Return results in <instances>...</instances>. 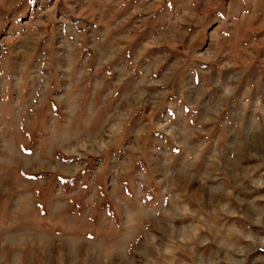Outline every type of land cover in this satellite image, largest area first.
Returning a JSON list of instances; mask_svg holds the SVG:
<instances>
[{
  "label": "rangeland",
  "instance_id": "1",
  "mask_svg": "<svg viewBox=\"0 0 264 264\" xmlns=\"http://www.w3.org/2000/svg\"><path fill=\"white\" fill-rule=\"evenodd\" d=\"M0 264H264V0H0Z\"/></svg>",
  "mask_w": 264,
  "mask_h": 264
}]
</instances>
